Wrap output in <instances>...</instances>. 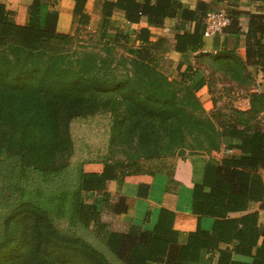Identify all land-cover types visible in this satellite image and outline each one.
Returning <instances> with one entry per match:
<instances>
[{
    "label": "trees",
    "instance_id": "16d2710c",
    "mask_svg": "<svg viewBox=\"0 0 264 264\" xmlns=\"http://www.w3.org/2000/svg\"><path fill=\"white\" fill-rule=\"evenodd\" d=\"M58 1L30 0L24 25L15 24L11 20L13 12L6 3H0V159H15L45 179L56 176V170L62 169L71 155V122L103 112L109 106L103 107L101 95L108 92L114 94L112 103L116 107L112 113L116 126L132 120L142 122L143 118L151 121L147 123L151 126V143L146 144L151 149L145 155L151 161L159 159L162 150L172 152L182 148L188 136L197 140L198 149L205 153L219 151L223 142L230 153L220 164L207 163L202 183L192 189V213L211 217L214 224L210 232L199 228L190 232L185 245L177 244L175 215L168 210L160 211L150 232L132 227L126 234H107L106 226L100 225L97 206L83 200L90 193H101L107 198L108 181L162 171L160 166L142 171L132 159L106 162L99 172L82 170L75 191L54 194L37 190L32 197L35 200L21 199L4 221L0 264H65L73 257L77 264H105L104 257L97 255L90 245L54 226L50 217L63 219L66 213L84 228L99 223L100 232L107 235L106 250L124 264H195L204 251L217 248L220 243H234L233 253L252 257L251 264H264V227L257 225L258 214L229 218L232 213L246 211L251 203L259 204L264 211V129L256 126L258 115L264 112V91L249 95V110L233 111L227 117L229 123L217 130L213 118L196 115L202 109L198 92L205 86V81L197 77L198 71L187 66L180 72L178 67V79L169 81L157 70L152 52L159 48L151 46L148 27L163 25L177 11L182 19L194 21L195 26L192 33L175 36L174 49L181 54L199 51L204 39L203 19L213 11L207 10L204 3L197 4L195 11L187 10L178 0H155L153 4L152 0L105 1L104 20L114 12H121L129 24L145 18L148 25L140 30L136 40L143 48H126L132 56L133 79L111 83L106 79L107 74L99 73L104 60L82 54L75 65L57 49V44L70 39L69 34L58 33L56 29L58 14L53 12L52 4ZM71 1L73 25H87L86 0ZM227 14L231 21L224 33H240L238 14L232 10H227ZM248 26L245 63L254 60L264 71V44L253 47L248 41L264 32V16L251 15ZM98 37L107 41L106 44L109 39L116 43L130 41L119 32ZM230 60L225 57L214 61L232 80L246 81L248 76L242 73L244 66L239 57L232 56ZM121 107L125 112L119 116L117 110ZM158 125L164 128L160 130ZM140 140L145 142L147 137L142 135ZM146 191V186H140V195L145 196ZM126 210L124 198L111 206L114 214ZM259 239L261 243L257 246ZM231 256V251H221L218 264H240L233 262Z\"/></svg>",
    "mask_w": 264,
    "mask_h": 264
},
{
    "label": "crops",
    "instance_id": "0c3cea01",
    "mask_svg": "<svg viewBox=\"0 0 264 264\" xmlns=\"http://www.w3.org/2000/svg\"><path fill=\"white\" fill-rule=\"evenodd\" d=\"M105 1L113 2L114 0H86L85 12L89 17V26L96 35L113 36L117 32L125 36L130 41L137 42V37L141 29L147 28L145 18H141L137 24H129L121 12H114L113 15L104 20L102 17V7ZM141 3L143 0H139ZM155 0H152V4ZM184 9L195 11L197 4L204 3L207 10L214 11L218 9L232 10L238 14V22L240 33L223 34L214 38H204L203 46L197 52L178 53L174 49L175 36L184 33H192L195 22L184 20L176 12V16L167 18L163 25L159 27H148L151 32L152 45L158 51L153 52L157 64V70L167 77L169 81L178 78V67L180 72H184L187 66H192L198 71L197 77L205 81V86L198 92L199 101L206 113L213 110L214 97L210 94L207 77L208 72L200 66L198 57L205 56L206 59L210 55L213 60L238 56L244 69L242 73L249 78L259 79L254 92L264 91V71L252 63H247V31L249 29V21L251 15L264 16V1L260 0H223L217 3L216 0H178ZM0 3L7 5V9L14 11V18L24 25L27 20V9L30 0H0ZM58 23L57 32L61 34H69L75 27L73 25V2L71 0L58 1ZM54 12V11H53ZM199 15V14H198ZM253 47L261 43L264 44V32L257 33L255 38L248 40ZM231 61V60H230ZM217 78L215 85L217 89L223 87H233V90H242L245 88V82L242 78L232 80L227 77L228 83L223 84L225 71L220 70L219 66L214 67ZM249 80V79H248ZM254 92H251L250 95ZM233 100L228 99V103L234 104L239 111H247L250 108L249 95L247 98L241 99L238 93H231ZM219 95V93H218ZM226 97V96H225ZM238 98V99H237ZM222 99H225L222 97ZM236 99L238 102H235ZM216 105L222 103L216 99ZM215 115V114H214ZM223 144L219 151H213L210 154L191 156L186 159L176 160L174 162H164L161 164L162 171L150 174H135L126 176L123 179L108 181L105 186V192L108 197L104 198L101 193H90L87 195L88 204H95L99 210L101 221L105 223L107 234L109 232H117L126 234L132 227H139L142 231L150 232L157 223L159 213L162 209L168 210L175 215L174 229L177 231V244L185 245L190 232L197 228L205 232H210L213 228L214 219L203 216L197 217L192 213V189L194 185L201 184L203 180L204 168L207 163L220 164L221 160L227 156L230 151L225 149ZM101 169V168H100ZM97 170L95 172L100 171ZM264 183V174L262 176ZM146 186V195L139 194L140 186ZM120 198H124L127 205L126 212L122 214H114L111 206L116 204ZM259 204L251 203L247 210L229 215L231 219H239L251 213L258 214L257 225L259 228L264 227V211H261ZM259 239L257 246H260ZM234 243H220L217 248L204 251L195 264H218L221 251H231V260L240 264H251L252 257L233 253ZM254 254V250L253 253ZM162 264V263H153Z\"/></svg>",
    "mask_w": 264,
    "mask_h": 264
},
{
    "label": "rangeland",
    "instance_id": "374dc122",
    "mask_svg": "<svg viewBox=\"0 0 264 264\" xmlns=\"http://www.w3.org/2000/svg\"><path fill=\"white\" fill-rule=\"evenodd\" d=\"M57 7L58 3L54 2L52 4L54 12H57ZM11 20L15 24L17 22L18 24L21 23L19 19L15 20L14 15ZM69 35L70 39L57 44V49L68 56L73 64H77V60L82 57V54H89L104 60L103 63H100L99 73L101 75L107 74L106 79L109 82H120L128 78L133 79L134 71L130 65L132 56L128 55L126 48H143L138 42L118 40L116 43L113 39H109L108 44H106L107 41L100 39L98 35L92 32L89 23L85 26L75 24ZM147 48L149 49V47ZM207 56H209L207 59L205 56L198 57V59L200 66L208 72L207 77L209 78V82L207 84L209 89H211L210 94L213 95L215 102L212 105L213 110L210 109L209 113H206V110L202 107V109L196 112V115L207 119L213 118L215 127L217 130H220L224 125L229 123L227 117L233 111H239L235 108L234 104L228 103V99L233 100L231 93H238V96H235V98H247L251 92L257 91L255 89L258 88L257 85L260 81L257 77L253 79L248 76L242 93L240 89L233 90L232 84H230V87H223V89L218 90V87L214 83L216 82L217 75L213 71L214 67L218 66V63L210 55ZM222 75L224 76L223 84L228 83L227 77L230 76L224 73ZM104 94L101 95L104 99L102 101L105 104L103 107H109L103 108V112L99 111L93 115L76 118L71 122V155L64 161V167L62 166V169L56 170L58 172L56 176H50L48 179H45L37 172L24 168V165L22 166L15 159L7 161L3 160V158L0 159V239L3 237L5 219L15 210L14 208L18 206L21 199L35 200L32 197L37 190H42L45 193L52 191L54 194L75 191L82 170L97 171L106 162H130L134 159L142 171L148 172L154 170L157 166H161L158 163L161 160L174 162L191 156L205 154L204 151L198 149L199 144L197 140H193L192 136H188L182 148L174 149L172 152L162 150L159 159L151 161V158L145 156L149 154L148 149H151V147L146 146V144L151 143V126L147 124L151 121H146V118H143L142 122L132 120L124 124L121 122V125L119 122L118 125L120 127L116 126L114 122L115 117L112 113V108L114 110V107H116L112 103L114 101V94L111 92ZM222 97L225 99H222ZM216 99L221 100L222 103L216 105ZM237 99L235 102H238ZM124 112L125 108L121 107L117 110V115H124ZM137 124L138 126L133 129V126ZM256 126L260 130L264 129V112L258 115ZM158 127L160 130L164 128V126L161 127L159 125ZM142 135L147 137L145 142H141L140 140ZM165 141L168 142L167 139ZM223 144L226 143L223 142ZM83 200L85 202L88 201L87 196L83 197ZM65 215L63 219H56L54 215L50 217L54 222V226L59 231L79 238L80 243L90 245L97 255L104 257L105 260L103 261L105 264H124L106 250L104 243L107 235L105 233L103 236V233L100 232V228H98L99 223L98 225L84 228L78 221L71 219L67 213ZM101 224L107 226L100 218ZM64 263L77 264L78 262L73 257L70 261Z\"/></svg>",
    "mask_w": 264,
    "mask_h": 264
},
{
    "label": "built area",
    "instance_id": "2783aa9c",
    "mask_svg": "<svg viewBox=\"0 0 264 264\" xmlns=\"http://www.w3.org/2000/svg\"><path fill=\"white\" fill-rule=\"evenodd\" d=\"M230 21L226 9L208 12L203 19L204 38H214L223 35L224 30L230 25Z\"/></svg>",
    "mask_w": 264,
    "mask_h": 264
}]
</instances>
